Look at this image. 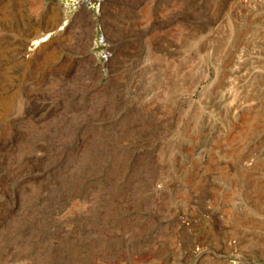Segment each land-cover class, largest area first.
Masks as SVG:
<instances>
[{
    "label": "rangeland",
    "instance_id": "rangeland-1",
    "mask_svg": "<svg viewBox=\"0 0 264 264\" xmlns=\"http://www.w3.org/2000/svg\"><path fill=\"white\" fill-rule=\"evenodd\" d=\"M260 207L264 0H0V264H177L182 214L227 252L203 216Z\"/></svg>",
    "mask_w": 264,
    "mask_h": 264
},
{
    "label": "built area",
    "instance_id": "built-area-1",
    "mask_svg": "<svg viewBox=\"0 0 264 264\" xmlns=\"http://www.w3.org/2000/svg\"><path fill=\"white\" fill-rule=\"evenodd\" d=\"M186 211H191L193 214L194 208H185ZM215 214L210 216L204 215L203 218L209 220L211 225H217L216 220L221 221L218 231L214 228L209 234L227 235L223 240L228 246L227 252H219L210 246L212 242L208 235L199 234L197 228V221H192L185 218L182 214L177 220V227L175 231L180 234H187L193 240V245L189 250H184L180 244L176 247V261L177 264H216V262H225V264H264V248L259 250L252 249L247 252L243 248L245 244L264 245V207H260L258 214L257 228L255 231H249L244 228L237 234L235 228L237 224L229 221L228 216H224V210L216 209ZM194 217V215H191ZM215 219V220H213ZM230 235V236H228ZM223 264V263H222Z\"/></svg>",
    "mask_w": 264,
    "mask_h": 264
},
{
    "label": "bare ground",
    "instance_id": "bare-ground-1",
    "mask_svg": "<svg viewBox=\"0 0 264 264\" xmlns=\"http://www.w3.org/2000/svg\"><path fill=\"white\" fill-rule=\"evenodd\" d=\"M64 24H65V22L62 23V25H64ZM61 28L62 27H60V29ZM56 34L58 37L59 36H60V38L62 37L58 33H56ZM49 37H50V34H47V35L42 34V36L31 39L29 46H27V48L25 50H23L24 57L32 58V59H34V61L35 60L36 61L49 60L53 55V49H54L53 47L55 46V44L52 41L48 40Z\"/></svg>",
    "mask_w": 264,
    "mask_h": 264
}]
</instances>
